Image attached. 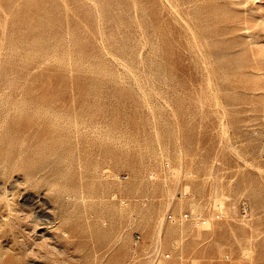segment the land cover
<instances>
[{
	"label": "rangeland",
	"instance_id": "374dc122",
	"mask_svg": "<svg viewBox=\"0 0 264 264\" xmlns=\"http://www.w3.org/2000/svg\"><path fill=\"white\" fill-rule=\"evenodd\" d=\"M224 255L264 264V0H0V264Z\"/></svg>",
	"mask_w": 264,
	"mask_h": 264
},
{
	"label": "built area",
	"instance_id": "2783aa9c",
	"mask_svg": "<svg viewBox=\"0 0 264 264\" xmlns=\"http://www.w3.org/2000/svg\"><path fill=\"white\" fill-rule=\"evenodd\" d=\"M239 209H240L241 216L243 218H245L247 216V205H246V203L242 202L239 206ZM216 218H219V216L217 215ZM165 219H166V221H168L169 223H172V224H179L182 221H190L193 223H201V224L206 223L205 220H201L200 216H192L190 213H183V214H177V215L169 213L165 216ZM148 256L150 258H152L154 261H156L160 257L158 248H156V247L153 248L150 251ZM169 258H170L169 254L163 255V259L168 260ZM228 262H229V256L224 255L219 260L218 264H228Z\"/></svg>",
	"mask_w": 264,
	"mask_h": 264
},
{
	"label": "bare ground",
	"instance_id": "6f19581e",
	"mask_svg": "<svg viewBox=\"0 0 264 264\" xmlns=\"http://www.w3.org/2000/svg\"><path fill=\"white\" fill-rule=\"evenodd\" d=\"M8 196V195H7Z\"/></svg>",
	"mask_w": 264,
	"mask_h": 264
}]
</instances>
